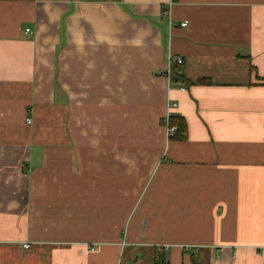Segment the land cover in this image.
Listing matches in <instances>:
<instances>
[{
    "label": "crops",
    "instance_id": "obj_1",
    "mask_svg": "<svg viewBox=\"0 0 264 264\" xmlns=\"http://www.w3.org/2000/svg\"><path fill=\"white\" fill-rule=\"evenodd\" d=\"M128 247L264 264V0H0V264Z\"/></svg>",
    "mask_w": 264,
    "mask_h": 264
},
{
    "label": "trees",
    "instance_id": "obj_2",
    "mask_svg": "<svg viewBox=\"0 0 264 264\" xmlns=\"http://www.w3.org/2000/svg\"><path fill=\"white\" fill-rule=\"evenodd\" d=\"M173 75H174V78L180 79V75L177 74V72L174 71ZM196 84H204V81L199 80L196 82ZM165 126L168 128H170V127L176 128L175 133L173 135H171L170 139L177 140V141H183L186 139V137H187L186 123L182 117H179L176 115L170 116L167 119ZM150 250H152L151 254L153 255L152 264H167V260H166L165 256L162 254V252H160L161 249H157V248L152 247ZM121 264H122V262H121Z\"/></svg>",
    "mask_w": 264,
    "mask_h": 264
},
{
    "label": "rangeland",
    "instance_id": "obj_3",
    "mask_svg": "<svg viewBox=\"0 0 264 264\" xmlns=\"http://www.w3.org/2000/svg\"><path fill=\"white\" fill-rule=\"evenodd\" d=\"M58 245L63 247L64 249H67V251H68L67 252L68 253L67 257H70L69 255H71L72 253L76 252L78 249L80 250L81 249L80 247H82L81 244H74V243H71V242H69V243L62 242V243H60ZM30 246H31V244H29V248H30ZM32 247H35V244H32ZM133 249L134 248H132V247L126 248V250L124 251V254H123V258H122V264H126V262L128 260H131L132 257H134V258L138 257L137 258L138 260H137L136 264H152V261H153V255L151 254L152 250H150L149 248L146 249V250L143 249V248H136L135 250H137L139 252H136V254L133 255ZM157 249H159V248H157ZM143 250H145V252H142ZM91 251H93V250H91ZM51 258H53V257H50V263L52 261ZM67 259H66V261L68 262L69 260H67Z\"/></svg>",
    "mask_w": 264,
    "mask_h": 264
},
{
    "label": "built area",
    "instance_id": "obj_4",
    "mask_svg": "<svg viewBox=\"0 0 264 264\" xmlns=\"http://www.w3.org/2000/svg\"><path fill=\"white\" fill-rule=\"evenodd\" d=\"M180 26H181V27H185V26H186V23H180ZM24 33H25V34H28V33H29V29H26ZM175 62H176L177 65H181V64L183 63L181 59H177V60H175ZM165 74H166V76L169 78V77L173 76L174 72L172 73L171 69L168 68V69L165 71ZM177 74H179V72H177ZM172 107H176V104H172ZM170 116H171V115H167V118H166V119H168ZM166 121H167V120H166ZM28 122H29V121H28ZM175 130H176L175 127H170V128L167 127V131H168V134H169L170 136L173 135V134L175 133ZM23 248H24L25 250L28 249V248H29V244H28V243L24 244V245H23ZM185 251H186V249H185Z\"/></svg>",
    "mask_w": 264,
    "mask_h": 264
},
{
    "label": "water",
    "instance_id": "obj_5",
    "mask_svg": "<svg viewBox=\"0 0 264 264\" xmlns=\"http://www.w3.org/2000/svg\"><path fill=\"white\" fill-rule=\"evenodd\" d=\"M138 257L136 258H133L132 260H130L129 262H127L126 264H136L137 263V259Z\"/></svg>",
    "mask_w": 264,
    "mask_h": 264
}]
</instances>
